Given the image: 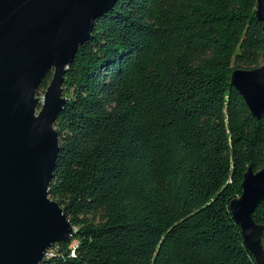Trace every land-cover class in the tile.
<instances>
[{"label":"trees","instance_id":"obj_1","mask_svg":"<svg viewBox=\"0 0 264 264\" xmlns=\"http://www.w3.org/2000/svg\"><path fill=\"white\" fill-rule=\"evenodd\" d=\"M255 1L115 0L94 18L53 120L48 193L76 231L39 264H255L227 206L263 162L264 121L229 83L264 60ZM251 215L264 226V199Z\"/></svg>","mask_w":264,"mask_h":264},{"label":"water","instance_id":"obj_2","mask_svg":"<svg viewBox=\"0 0 264 264\" xmlns=\"http://www.w3.org/2000/svg\"><path fill=\"white\" fill-rule=\"evenodd\" d=\"M114 1L0 0V264H39L76 231L48 193L58 147L53 120L66 100L61 83L72 55ZM254 16L264 35V0L255 1ZM46 71L50 78L36 94ZM229 83L264 121V60L233 68ZM240 186L228 210L255 264H264V226L251 215L264 199V149L262 165L248 166Z\"/></svg>","mask_w":264,"mask_h":264},{"label":"rangeland","instance_id":"obj_3","mask_svg":"<svg viewBox=\"0 0 264 264\" xmlns=\"http://www.w3.org/2000/svg\"><path fill=\"white\" fill-rule=\"evenodd\" d=\"M43 89H44V88L38 86V87L36 88L35 93H36V94H42ZM37 108H38V107H37Z\"/></svg>","mask_w":264,"mask_h":264},{"label":"bare ground","instance_id":"obj_4","mask_svg":"<svg viewBox=\"0 0 264 264\" xmlns=\"http://www.w3.org/2000/svg\"><path fill=\"white\" fill-rule=\"evenodd\" d=\"M50 247L45 251L44 256L48 255Z\"/></svg>","mask_w":264,"mask_h":264}]
</instances>
